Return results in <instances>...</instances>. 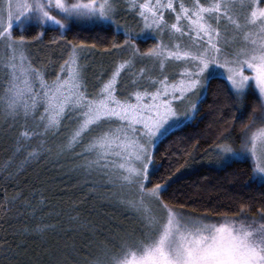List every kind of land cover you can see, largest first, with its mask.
<instances>
[{
	"label": "snow or ice",
	"instance_id": "snow-or-ice-1",
	"mask_svg": "<svg viewBox=\"0 0 264 264\" xmlns=\"http://www.w3.org/2000/svg\"><path fill=\"white\" fill-rule=\"evenodd\" d=\"M77 28L115 35L69 40ZM210 94L230 127L203 140L201 160L251 161L250 183L264 189V0H0V141L12 142L0 179L15 184L33 162L64 160L121 218L0 188V264H264V199L200 214L173 190L203 144L169 137L204 119ZM44 209L55 222L37 219Z\"/></svg>",
	"mask_w": 264,
	"mask_h": 264
},
{
	"label": "trees",
	"instance_id": "trees-1",
	"mask_svg": "<svg viewBox=\"0 0 264 264\" xmlns=\"http://www.w3.org/2000/svg\"><path fill=\"white\" fill-rule=\"evenodd\" d=\"M28 34L34 35L35 32L30 31ZM53 35L54 33L50 31L48 36L45 37V42H47V40ZM113 35H115L114 31L104 32L100 29L87 30L77 28L68 34V39H83L86 42L91 43L93 41L104 39L110 40ZM149 42L153 41L149 40ZM224 83L225 81L223 78L214 81L212 91L216 92L217 85H223ZM213 98L214 97L210 94L208 96V102L201 108L200 115L203 116L204 119L193 121L191 125L184 127L181 131L175 132L169 137V142L173 143L178 148H190L198 140L203 144V140L211 135L212 139L209 140L210 144L215 139L217 132L222 131L224 127H230V125H226L224 120L219 117L218 113L215 111L216 106L209 107V105H212ZM255 99L254 96L249 97L248 99L249 112L255 103ZM218 101L219 106L223 108L225 117L230 120L235 109L230 105L227 95L222 88L219 91ZM236 115L239 117V113H236ZM209 123H213L211 130L208 129ZM244 123H246V119L244 120ZM235 127L236 130H241L243 125L242 123L237 122ZM166 146L167 143L162 144L160 151L163 152ZM207 147L208 144H203V148L200 149L197 155L203 154V149ZM8 150V154L0 159V164L11 155L12 147L8 148ZM20 157L22 156H18L13 163V166L10 169L11 171L16 170L19 160L23 159V157L21 159ZM176 175L180 177V179L173 184V190H180L181 202L186 199L184 195L185 193H187L188 196H191L192 200L195 202L194 206L196 211L200 214H212L206 213V209H217L219 212H228L229 214H232L233 212L238 211L242 204L254 203L255 207L258 208L261 199H264V189L260 188L257 184L250 183L249 177L252 175L251 161L231 163V166L224 168L201 165L190 173L182 176H179V173ZM30 178L31 181L28 185L24 182L26 179L21 176L18 181L19 183L22 182L20 188H23L25 192H29L32 189H35L38 193L44 192V194L53 201L54 207V202L58 198L57 194L54 193V170L48 169L35 171ZM24 183L26 185H24ZM3 187H7L9 195L14 194L17 190V187L15 186L12 188L10 182L6 183L5 180L0 179V188ZM40 216L44 218V214L38 213L37 219H39ZM45 220L47 222H55L54 217H52L50 221L47 219ZM17 226L20 227L21 224L17 222Z\"/></svg>",
	"mask_w": 264,
	"mask_h": 264
},
{
	"label": "rangeland",
	"instance_id": "rangeland-1",
	"mask_svg": "<svg viewBox=\"0 0 264 264\" xmlns=\"http://www.w3.org/2000/svg\"><path fill=\"white\" fill-rule=\"evenodd\" d=\"M129 23H132L131 18H128ZM153 42H144L142 44L143 47H147L149 44ZM36 50V46H33V51ZM237 133H239L241 130H236ZM12 147V142L11 140H7V142L0 141V159L8 154L9 150L8 148ZM203 154L197 155L195 163L191 165V167L187 169H182L181 172L179 173V176L185 175L187 173H190L191 171L195 170L197 167L201 165H208L212 167H217L215 166V163H210L209 159L205 158L201 160V156ZM4 158V157H3ZM22 157H20L21 159ZM60 164H63L64 166L61 167L60 165H54L53 163L50 162H41L39 164L33 162L31 163L26 172L22 175L23 178H25L27 181L26 184L29 185V182L31 181L30 177L35 171H41V170H48L52 169L54 170V178H55V189L54 193L57 194V199L54 202V207L59 209H64L66 212L68 211L70 205L72 202H79V207L82 213H86L89 211H93V216L96 218H102L104 220H107L109 216H115L116 220L113 221L114 224H119L121 222V218L119 216V212L116 208L113 206L109 205L107 202L101 204L98 200H96L92 195L89 194L87 188L82 187V181L78 180L75 176L74 173H71L69 171L71 164L69 162H66L64 160H61ZM12 185V188L22 186V182H16L15 184L11 181H9ZM24 183V185H26ZM27 185V186H28ZM51 200V199H50ZM52 206H53V201L51 200ZM47 212V209H44L43 212H40L39 214H44ZM41 217V216H40ZM39 217V218H40ZM44 219L51 220L52 217H48L44 215ZM127 221H124V224L127 225ZM6 227V226H5ZM65 227L67 225L65 224Z\"/></svg>",
	"mask_w": 264,
	"mask_h": 264
}]
</instances>
